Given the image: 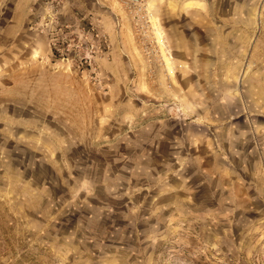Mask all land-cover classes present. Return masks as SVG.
I'll list each match as a JSON object with an SVG mask.
<instances>
[{
    "label": "rangeland",
    "instance_id": "374dc122",
    "mask_svg": "<svg viewBox=\"0 0 264 264\" xmlns=\"http://www.w3.org/2000/svg\"><path fill=\"white\" fill-rule=\"evenodd\" d=\"M0 264H264V0H0Z\"/></svg>",
    "mask_w": 264,
    "mask_h": 264
},
{
    "label": "built area",
    "instance_id": "2783aa9c",
    "mask_svg": "<svg viewBox=\"0 0 264 264\" xmlns=\"http://www.w3.org/2000/svg\"><path fill=\"white\" fill-rule=\"evenodd\" d=\"M140 1L141 0H131V2L134 3V4H140Z\"/></svg>",
    "mask_w": 264,
    "mask_h": 264
},
{
    "label": "trees",
    "instance_id": "16d2710c",
    "mask_svg": "<svg viewBox=\"0 0 264 264\" xmlns=\"http://www.w3.org/2000/svg\"><path fill=\"white\" fill-rule=\"evenodd\" d=\"M53 51H56V50L53 48Z\"/></svg>",
    "mask_w": 264,
    "mask_h": 264
}]
</instances>
